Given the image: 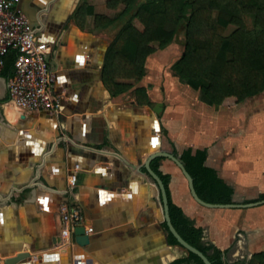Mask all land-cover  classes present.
I'll return each instance as SVG.
<instances>
[{
    "label": "crops",
    "instance_id": "1",
    "mask_svg": "<svg viewBox=\"0 0 264 264\" xmlns=\"http://www.w3.org/2000/svg\"><path fill=\"white\" fill-rule=\"evenodd\" d=\"M76 1L19 5L52 47L59 112H21L8 101V78L0 69V264L22 253L29 256L11 264H158L174 246H163L164 203L149 159L157 153L180 156L188 147L207 149L205 165L233 188L232 204L198 202L179 166L157 156L159 170L171 175L173 202L203 228V241L223 252L224 264H251L264 253V92L255 96L256 127L252 115L235 117L242 127L254 121L251 141L243 129L233 145L224 138L228 118L219 113L225 102L205 104L171 66L157 72L147 58L145 77L112 96L102 68L116 21L85 29L73 15L80 1L92 0H79L70 15ZM93 11L113 18L117 10L98 4ZM137 87L146 89L150 104H138L131 94ZM158 103L160 119L153 112ZM64 205L80 210L81 225L93 237L89 244H60Z\"/></svg>",
    "mask_w": 264,
    "mask_h": 264
},
{
    "label": "trees",
    "instance_id": "2",
    "mask_svg": "<svg viewBox=\"0 0 264 264\" xmlns=\"http://www.w3.org/2000/svg\"><path fill=\"white\" fill-rule=\"evenodd\" d=\"M137 0H92L83 2L73 17L85 29L107 28L114 21L93 11L102 4L110 9L124 8L125 17ZM132 20L126 21L112 39L104 59L102 80L112 96L130 91L146 75L147 58L164 49L176 39L183 26L184 49L171 66L173 75L199 92L200 100L209 106L223 105L227 99L235 104L264 92V0H144L136 6ZM229 27L233 29L228 33ZM16 51L5 57L2 74L13 75ZM131 94L138 104H150L146 89L137 87ZM166 135L167 131L162 128ZM175 153V152H174ZM162 157L152 160L151 167L162 179L168 197L169 216L179 235L191 246L200 250L211 264H224L223 252L203 241L204 230L195 225L176 205L171 197V175L159 170ZM207 149L188 147L179 160L193 179L199 198L208 204L230 205L233 188L217 171L205 165ZM146 173L145 170H143ZM264 198V195L261 196ZM167 242L181 246L169 231L166 221ZM264 260V253L253 257L251 264ZM170 264H205L192 251Z\"/></svg>",
    "mask_w": 264,
    "mask_h": 264
},
{
    "label": "built area",
    "instance_id": "3",
    "mask_svg": "<svg viewBox=\"0 0 264 264\" xmlns=\"http://www.w3.org/2000/svg\"><path fill=\"white\" fill-rule=\"evenodd\" d=\"M22 1L0 0V69L9 52H17L13 75L8 79V101L24 113L59 112L61 105L53 92L55 76L47 61L52 47L20 11ZM75 179L72 176L70 180ZM61 212L60 244L67 246L73 243L72 232L81 225L82 217L77 207L64 205Z\"/></svg>",
    "mask_w": 264,
    "mask_h": 264
},
{
    "label": "rangeland",
    "instance_id": "4",
    "mask_svg": "<svg viewBox=\"0 0 264 264\" xmlns=\"http://www.w3.org/2000/svg\"><path fill=\"white\" fill-rule=\"evenodd\" d=\"M86 2V1H83ZM144 2V0H137V2L135 3V5L133 6V8L130 9V11H128L127 15L125 17H120L118 14L119 12L122 10L123 6H119L116 12L112 13V16L114 18V21H116V25L114 24V29L111 30V36L114 35V33L119 30V28L126 22V21H131L133 22V24L139 28L142 29V25L133 18V14L136 10V6H138L140 3ZM79 4H82V2L80 1ZM233 29V27H229V29L227 30V32L229 33L231 30ZM183 26L180 27L179 30V34L176 37V39L173 41L172 44H170L169 46H167L164 49L158 50L155 53L151 54L148 58H150L149 64H150V68H152L154 71L157 72H161L162 68L167 69L170 66H172L176 60L182 55L183 53V49H184V34H183ZM115 33V34H116ZM254 109H256V97L251 98L249 100H246L243 104H235L233 100L231 99H227L225 101V106L219 109V113H220V117L223 118H228L229 124H228V131L226 132L224 138H227L229 144L228 145H233V143H236L235 140L238 137L242 136V132L243 129L245 131V139H249V141H251V137L254 133V129L252 127L253 122L255 121V127H256V116H254V114L256 115V111H254ZM247 114V115H252L254 117V121H252L249 126L246 127H242V125L237 124V121L235 119L236 115L238 114ZM158 118H161V115H158ZM164 128L163 125L160 123V129ZM237 130V131H236ZM256 130V129H255ZM158 134V132H156ZM161 136H165L166 135L161 131ZM220 140V139H219ZM219 140H215V143H217ZM242 141V139H241ZM214 143V144H215ZM238 144V143H237ZM236 145V144H235ZM166 148H168V150L170 152H175L176 153V149H173L169 144L166 143ZM178 151V149H177ZM178 247V248H176ZM171 253V257L174 258L177 254L184 252L185 254H187V250L183 247L180 246H174V248L170 251Z\"/></svg>",
    "mask_w": 264,
    "mask_h": 264
},
{
    "label": "water",
    "instance_id": "5",
    "mask_svg": "<svg viewBox=\"0 0 264 264\" xmlns=\"http://www.w3.org/2000/svg\"><path fill=\"white\" fill-rule=\"evenodd\" d=\"M79 3V0L76 1V5L74 7V10L70 13V15H72L75 11V9L77 8V5ZM32 26V24H31ZM36 26V25H35ZM34 28V26H32ZM50 55L48 56L47 58V61L49 62V64H51V60H50ZM1 79V78H0ZM3 79V78H2ZM4 83H5V86H7V82H6V79H4ZM162 111V104L161 103H158L156 104V106L153 108V112L158 115L160 112ZM157 156H166L170 159H172L178 166L179 168L182 170V172L184 173V175L186 176V178L188 179L189 181V184H190V189H191V192L194 196V198L202 203V204H206V205H210V206H225V205H213V204H208V203H205L204 201H202L199 196L197 195L196 191H195V188H194V183H193V179L192 177L190 176V174L186 171L185 167L183 166V164L180 162L179 160V155L178 156H175L173 154H169V153H157V154H154L152 156H150V159H149V165H148V170L150 172V174L158 181V184H159V189L161 190V193H162V197H163V203H164V210H165V221L167 223V226H168V229L169 231L177 238V240L179 241V243L181 244V246L183 248H185L187 251H192L194 253H196L197 255H199L202 260L205 262V264H211L210 260L207 258V256H205L200 250H198L197 248L191 246L190 244H188L180 235L179 233L176 231V229L174 228V226L172 225L171 223V220H170V216H169V208H168V197H167V193H166V188H165V185L163 183V181L160 179V177L157 176V174L152 170V168L150 167V163L151 161L156 158ZM95 230H93L94 232ZM163 232L165 234V238L163 240V246L165 248H169L170 245L168 244L167 242V232L165 231V229H163ZM93 237L91 236V234H88L87 233V230L85 228L84 225H79V226H76L74 231L72 232V241L79 244V245H87L89 244L91 241H92ZM59 242H60V239H59ZM29 256V254L27 253H22V254H19L16 258L14 259H9V260H6V264H11L19 259H22V258H25ZM174 260V258L172 257H168L167 255H165L163 258H162V261H160L158 264H170L172 261Z\"/></svg>",
    "mask_w": 264,
    "mask_h": 264
},
{
    "label": "bare ground",
    "instance_id": "6",
    "mask_svg": "<svg viewBox=\"0 0 264 264\" xmlns=\"http://www.w3.org/2000/svg\"><path fill=\"white\" fill-rule=\"evenodd\" d=\"M166 255H167L168 257H171V254H169L167 251H166Z\"/></svg>",
    "mask_w": 264,
    "mask_h": 264
}]
</instances>
